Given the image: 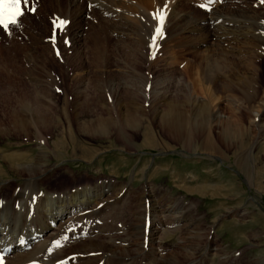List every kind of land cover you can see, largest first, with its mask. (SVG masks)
<instances>
[{"label":"rangeland","instance_id":"374dc122","mask_svg":"<svg viewBox=\"0 0 264 264\" xmlns=\"http://www.w3.org/2000/svg\"><path fill=\"white\" fill-rule=\"evenodd\" d=\"M43 1L47 0H30L24 17H20L22 23L12 26L9 31H0V45L5 43L2 46H6L8 42L15 39V44L19 41V45L23 46L22 50L13 52L15 61L9 64L10 69L14 63L19 67L18 72L22 79L21 89L25 93L22 100L24 103L32 102L34 97L47 100L45 104L55 107V115L61 118L58 120V124L61 123V125L54 124L46 131L41 130L47 137L46 144L48 143L47 147H49L47 151L50 152H46L47 147L42 150V146L34 140L36 133L31 128L30 138L14 131L0 133V189L2 190L0 206L3 203L17 202L20 196L13 194L16 187H23L26 184L28 174L21 173V170L14 166L9 168L2 158L7 155L13 161H17L16 156L25 155V159L31 157L32 160H36L37 153L41 150L45 156L39 161L42 167L41 174H43L38 186L41 188L38 190L39 194L43 191L69 190L67 192H72L75 188L91 187L94 190L101 188L112 190V193L107 194L108 197L111 194L120 196L113 209L107 207L99 212L93 211L88 220L59 230V238L66 240L65 243L74 242L76 238L75 240L82 244L80 239H84L92 230V233L98 236L99 244L103 242L108 244L105 249L102 247L101 250L97 248L94 249L95 252H87L92 257H96L92 264H148L149 261L142 260L141 255L148 252V248L143 246L144 241L141 235L148 201L151 202L150 204H155L158 209L173 210L175 217H184L186 221L192 223L190 230L184 231L185 233L168 226L167 235L154 242L156 249L189 255L190 259L200 263H206L205 255L210 249L216 252L217 259L215 257L214 259L224 258L229 264H264V102L259 100L264 99V0H212L211 4L202 2L204 5H211V11L200 8L199 3L202 0H154L161 3V6L159 10H156L157 7L153 5L152 11L141 9V0H131V3L128 0H120L124 8H118L123 10V16L129 23H133L132 29L138 28V31L133 33L134 36L129 32L121 38L112 29V25L101 24L95 20L97 18L90 9H85L84 12L77 14L81 25H75L77 27L72 26V23L69 25L71 32L77 33L75 37L78 38L80 31L83 36L80 37L81 44L72 47L67 40L72 37L70 31L68 32V38L65 40L66 48L69 49V59L66 61L59 59L58 55L54 59L56 50L50 42L58 38L55 31L57 17L53 14V9L46 8L43 11L45 7L41 5ZM22 9H24L23 6ZM216 9H219V13L222 12L224 16L221 17L225 21L237 20L239 17L235 14L242 12L239 21L244 24H248L247 16L243 15L246 11L247 13L256 11L259 15L257 14L256 25L251 22L252 25H216L215 27L211 25L213 22L210 19ZM158 11L164 12L163 24L166 23V17H170L171 12H174L176 18L185 17V22L197 21V25H194L197 32H184L187 25H183L182 28L176 29L171 37L164 31L172 28V22H168L167 25L162 26L165 29H162V35L157 37L155 45L150 46L155 29L159 26L155 25L159 23L158 18H154ZM102 16H104L103 19H107L106 15ZM142 16L150 22L155 21L153 27L145 25L149 30L137 25V21H140ZM75 21L78 22L76 18ZM217 21V24H220L221 19ZM180 23L182 22L177 20L176 24ZM239 26H247L251 31V34L249 31L241 33L246 38L239 40V45L235 43L237 40L235 36H224L223 40L230 42H219L220 37L216 32L222 31L221 29L233 30ZM200 27H204L203 35H206L207 40L198 42L197 45L190 44L191 36L202 33L199 30ZM149 32L151 35H148ZM136 35L145 40L143 44L136 42ZM250 37H254L255 42ZM248 40L252 41L249 49L244 43ZM149 41L150 44H147ZM219 45L224 48L223 55L230 56L225 61L218 60L221 53H217L215 49ZM205 47H211L215 51L211 54L213 55L211 63L210 61L208 63H210L211 75L215 74L216 77L232 74L233 64H237L236 68L244 74L247 73L248 63L240 67V63L233 58L241 59L240 62L244 63L249 56H253V61L250 62H253V67L256 66V71L250 76V84L252 87L256 86L258 97L252 94V89L245 91L237 86L235 91H226L224 84L226 82L221 79H219L221 85L218 83L215 89L213 88L217 92H212L213 95L204 91L201 85H196L192 90L190 85L192 78H189V73L184 67L185 65L197 67L200 58L194 56V52L197 53L200 48L204 50ZM237 52L241 53L240 57H237ZM153 53H155L154 56ZM25 54L32 55L35 61L27 56L24 57ZM15 55H17L16 58ZM21 56L22 59L24 57L23 61L20 59ZM200 64L198 65L202 67L203 63ZM98 67L100 69H97ZM97 70H99L98 73ZM125 70L130 71L129 75L143 73L140 76L146 75L151 82L158 83L159 80L164 82V84L156 85L157 88L155 86V92L179 102V106H174L175 110L172 109L168 116L176 115L174 118L178 121L185 118L182 120L187 125L184 132L193 130L196 132V128L198 130L199 127V130L202 129L201 124L209 115V111L202 110V105L200 107L195 105V102L193 104L191 100L193 99L211 103L209 110L218 109L217 114H221L224 118L229 117L231 121L238 120L241 126L239 128L244 131L243 136L230 137L222 133L220 125L213 124L209 131H211L212 143L217 148L216 151L202 148V136H195L193 140L190 138V143L186 141L184 143L181 138L177 139L176 136L163 131L160 125L162 122L158 123L159 118L168 110L164 106H158L155 111L156 122L153 121L152 116H141L143 112L137 111L142 122L129 127L123 125L120 133H117V127L103 134L83 132L82 127L88 125V122H94L100 117L106 119V112L102 105L108 103L104 86L109 80V84H118L122 93L120 100L123 103L128 99L127 92H138L136 88L126 89L125 85L130 84H127L129 82L124 73ZM51 77L55 79L56 86L50 88L48 83L51 82ZM11 79V75L0 73V81L9 85L12 82ZM180 79L182 84L189 85V93L183 87L179 89L182 85L178 83ZM81 88L84 89L83 92H79ZM19 89L12 90L5 85L0 87V120L9 121L12 109L23 106L17 103L22 94V90ZM42 89L49 91L44 96L36 93L42 92ZM77 92L80 96H77ZM83 96L87 97L88 107L81 106L86 108L81 113L80 107H73V104L77 99L83 100ZM249 96H254L253 102H257L258 98L263 108L248 109ZM187 100H191V103H183ZM65 108L69 115L75 116V120L69 119L70 124L67 120L64 121ZM111 115L114 116V111H111ZM192 119L199 124L194 125ZM177 120L175 122H178ZM67 126H71V134L63 128ZM28 162H32V165L34 163V161L26 163ZM26 163L19 167L32 166ZM11 198L12 200L9 201ZM172 218L173 216H170L167 219ZM139 222H141L140 225ZM80 248L77 244L72 248L75 258L78 255H84L79 252ZM112 249L114 252L111 251ZM87 260L74 264H86Z\"/></svg>","mask_w":264,"mask_h":264},{"label":"bare ground","instance_id":"6f19581e","mask_svg":"<svg viewBox=\"0 0 264 264\" xmlns=\"http://www.w3.org/2000/svg\"><path fill=\"white\" fill-rule=\"evenodd\" d=\"M40 1H42V0H40ZM128 2L131 3V0H128ZM41 5L45 6L43 11L46 10V8L47 9H53L52 12L57 17L56 23L61 19H63L65 22V25L62 29H60L58 26H57L58 29L55 28V31L58 32V33L56 32V35L58 36V38H56L54 41L50 42L51 46L53 45L55 50H56V52L54 53L55 54L54 59L57 58L56 55H58L59 59H61L62 61H64V60L66 61V59H69V56H68L69 55V49L66 48L67 42L65 40L66 38H68V32L69 31H70L71 36H72L71 38L67 39L68 43H70V46L73 47V46L81 44L82 40H80V37H82L83 34L80 33L81 32L80 31L78 33V38L75 37L77 35V33H72L71 29H70L71 26H69V25L71 23H72V26L81 25L80 21H78V15L77 14H80L82 11L84 12L85 9H90L92 11V13L95 15V18H97L95 20H98L101 24H104L105 26L107 24L112 25L113 26L112 29H114L116 31L117 36L119 38H121V36L123 37V36L128 35L129 32L132 33V36H134L133 33H136V31H138V28H136V27H134L132 29L131 25H133V23L132 22L129 23V21L126 19V17L123 16L122 13H124V12H123V10H121L119 8H124L123 7L124 4H123V2L121 3L120 0H47L45 2L43 1V4H41ZM153 5H155V7H157L156 10H159V6H161V3L159 4V3L155 2L154 0H141V2H140V6L142 7L141 9H144V10L147 9L148 11H152ZM203 6H206V5H203ZM126 9H127V6H126ZM144 12L146 15V11H144ZM241 14H242V12L236 13L235 15L237 17L241 18L240 17ZM257 14L258 13L256 11H252L250 13H247V11H246L243 15L247 16L246 18L248 20V24H244L242 21H239V18L237 20L229 19L228 21H225V19H223L221 17V16H224V15H222V12L219 13V9H216L213 12V17L210 20L213 22V24H211V25H215V27H216V25H252L251 22H254V25H256L257 17L259 15V14L258 15ZM102 15H106L107 19H103L104 16H102ZM169 15H170V17L169 16H168L169 18L166 17L167 21L163 25H167L168 22H172V28L167 30V29L162 27V29H165L164 31L167 32V34H169L171 37L173 36V33L175 32V30L179 29V27L182 28L183 25H187V27H185L183 30L184 32H193V33L195 31L197 32V29L195 28L196 26L194 27V25H197V21L194 22V21L190 20L189 22H187V21L185 22L184 21L185 17L181 16L179 18H176V15L174 14V12H171V14H169ZM174 15H175V17H174ZM231 15H233V14H231ZM75 18L80 24H78V22L75 21ZM219 19H221V22H220V24H217V22H218L217 20H219ZM177 20L182 22V23L176 24ZM137 22H138L137 25H139V26L141 25V27H144L145 29H146L145 25H150L151 27H153L154 23H155L154 20L151 22L149 20H147L145 16H142L140 21H137ZM66 23L68 24V26H66L67 25ZM183 23H185V24H183ZM26 24H28V23L26 22ZM155 25H159V23H156ZM77 26H75V27H77ZM200 28L201 29H199V30L202 31V33L200 35L197 34L198 36H191L189 38V40L191 41L190 44L193 43V45H197L198 42H204L205 40H207L206 35H203V32L205 30L204 27H200ZM221 28H222V26H221ZM224 28H225V26H224ZM146 30H149V29H146ZM170 30L172 31V33ZM221 30L222 31L216 32V34L219 35L218 37H220L219 42H221V43L230 42L229 40L226 41V39L224 41L223 40L225 38L224 36H228V37L229 36H235L234 38L237 40L236 41L234 40V41L238 45L240 43L239 40H241V39L243 40L244 38H246V36L241 34V33L244 31H249L247 26H239L238 28L236 27L233 30H228V29H226V30L221 29ZM0 31H1V29H0ZM200 31H199V33H200ZM249 33L251 34V31H249ZM149 34H150V32L148 33V35ZM147 38H148V36H147ZM147 38H146V40H147ZM174 38L175 37H173V39ZM185 38H187V37H185ZM250 38H252V37H250ZM221 39H222V41H220ZM252 39H253V41L255 40L254 37ZM8 40H10V39H8ZM135 40L138 44H143L145 41L144 39H141L139 35H136ZM13 41H15L14 44H10L11 42L13 43ZM13 41H11V42L7 41L9 44L7 43L6 46H2L5 43H2V45H0V73H5L6 75H11V77H12V79L10 80L12 82L9 85L6 84V82H3L1 80L0 81V87L5 85V86H8V88H10V89L15 90L18 88L21 89V83H22L21 74L18 72L19 67L16 63L11 65V69L9 67V64L11 62L15 61L13 59L14 57L12 55L13 52H16L17 50H22L23 46L19 45V43H18L19 41L17 42V44H15L16 43L15 39ZM127 42H128V40H127ZM251 42H252L251 40L244 42L245 44L248 45L247 49H249V45L251 44ZM173 43H175V42H173ZM244 43H242V44H244ZM20 44L25 45V43H22V42H20ZM147 44H150V41ZM164 44H162V45H164ZM185 44H186V42H185ZM211 47H205L204 50L202 48H200V50L197 51V53L194 52V56H196L197 58L198 57L200 58L198 64L203 63L202 67H200L198 64L196 65L197 67H194L192 65H185V67H184V69L189 73L188 74L189 78H192L190 80V82H191L190 85H191L192 90L196 87V85H201L204 87L203 88L204 91H206L208 94H211L212 92L217 93L215 90H213V88L215 89V85H218V83L220 82L219 79H221V80H224L226 82V83H224L226 91H235V88L237 86V88L238 87L243 88V89H245V91H249L250 89H252L253 90V91H251L252 94L254 93L255 97H258V95H257L258 91L255 89L256 86L252 87V85L250 84L251 83L250 82L251 81L250 76L254 75V73L256 71L255 70L256 66L253 67V62H250V61H253L252 58H254V57L249 56L248 59L245 62L243 61L244 63H242V61L240 62L241 59L235 58L233 56L234 57L233 59H235L236 61H238V63H240V67H242L246 63H248V65H247L248 68L246 70L247 73L244 74L243 71H241L239 68H236L237 64H233L234 68H233V70H231L232 74H230L228 76L219 75L216 77L215 74H213V76L211 75V70L209 68V65L211 63V59L213 56L211 54L215 52L214 50L211 49ZM76 48H78V47H76ZM157 49H156V51H157ZM215 50L217 53H219V54L221 53L219 56L220 59H218V60L225 61L228 59V57H230L229 55H227V56L223 55L224 54L223 53L224 48H222L220 45L218 47H216ZM25 51H27V50H25ZM156 51L154 50V52H156ZM21 52H23V51H20L19 53H21ZM16 53H14V54H16ZM16 56L17 55H15V58H16ZM19 56H20V54H19ZM23 56L24 57L27 56V58L33 59L32 55H30V54H25ZM80 56H82V55H80ZM240 56H241V53H238L237 57H240ZM24 57H23V59H24ZM176 57H178V56H176ZM18 58H20V57H18ZM34 58H36V57H34ZM20 59H22V56ZM23 59H22V61H23ZM36 60H38V59H36ZM80 60H81V58H80ZM33 61H35V60L33 59ZM209 61H210V63H208ZM29 62H30V60H29ZM17 63H19V62H17ZM23 64L24 63H22V65ZM82 64L83 63H81V65ZM97 69H100V67H98ZM127 71L126 70L124 71V73L127 76V80L129 82V83H127V82L126 83L130 84V85H128V86L125 85L126 89L130 88V90H132V88H136L138 90V92L137 91L135 93L132 91L127 92L128 99L126 101H124V103H123L120 100L122 93L118 87V84H114V85L112 83L109 84V81H110L109 80L106 83V85L104 86V91H105L104 94H106V96H107L108 103H106V104L104 103L102 105V108L106 112L107 117H106V119L100 117V118H98V120H96L94 122L93 121L88 122V125H83V127H82V130L84 129L83 132L88 133V134H89V132L90 133L93 132L96 134H103V133H107L109 129L117 127L118 128V129H116V130H118L117 133H120V129L122 128L123 125L129 127V126L139 125V123L142 122V119L139 117V114L137 111L143 112V113H141V116H143V115H146L148 117L152 116L153 121H155V118H156L155 111L157 110L158 106H164V107H167L168 110L166 113H164L162 115V117L159 118L158 123L162 122V124H160V125L163 128V131L165 130L168 134H171L174 137L176 136L177 139L181 138V140H183L184 143H185V141L188 143L189 141L193 140L195 138V136H197V137L202 136L203 137L202 148L204 150L206 149L208 151L209 150L216 151L215 149H217V148L214 147V144L212 143V139L210 137L211 131H209V128L211 129V126H213V124L220 125L222 133L224 132V133L230 135V137L232 135H234L235 137L237 135L238 138H241L243 136L244 131H242L239 128L240 123H238L239 122L238 120L231 121V119H229V117L224 118V116H222L221 114L220 115L217 114L216 110H218V109L209 110L210 105H212L211 103H207L206 101H196V100H193L191 98L190 99L193 101V104L195 102V105H199L200 107L202 105V110L206 111V112L209 111V115H208V117H205L204 123L201 124V125H203L202 129L199 130V128H200L199 127L198 130L196 128V132H195V130L191 131L192 133L190 131L184 132L185 131L184 129H185V127H187V125L182 120H184L185 118H182V120H180V121H178L176 119L178 122H175L176 120L174 117L176 115H174L173 117L168 116V113H171L172 109H174L173 108L174 106L175 107L179 106L178 105L179 102H176L173 99H168L167 96H165V97L161 96L159 93H157V91L155 92V86L158 85L159 83L164 84V82L162 80H159V79H158L159 80L158 83H155V81L151 82L149 80V77H146V75L142 76V77L140 76V74H143V73L139 74V73L133 72L135 74L129 75L128 73L130 71L129 70H127ZM135 71H136V69H135ZM98 72H99V70H97V73ZM98 75H100V73ZM211 77H213V78H211ZM50 79H51V82H49V83L47 82L48 85L50 86V88H51V86L55 87L56 86L55 79L53 77H51ZM113 80H115V79H113ZM165 81H166V78H165ZM224 81H222V82H224ZM180 82H181V79L178 82L179 85L182 84V82L181 83ZM224 84H222V87H224ZM188 86H189L188 84L183 83L179 87V89H181V87H183L184 89L188 90L189 89ZM4 88H6V87H4ZM156 88H157V86H156ZM217 88H219V87H217ZM221 90H223V89H221ZM48 91L49 90L42 89V92L38 91L36 93H38V94L41 93L42 96H44L45 94L48 93ZM83 91H84V89L81 88L79 92H83ZM79 92H77V96H80ZM189 92L190 91L188 90V93ZM263 92H264V86H263ZM24 94L25 93L22 90L21 97L17 101V103H19L20 105H23V106H19L17 109H12V111L10 112L9 121L4 122V121L0 120V133L6 134V133H9L11 131H14L17 133H22V134L26 135L27 137H29V135H30L29 130L31 128L36 133L34 140H36L38 142V144L42 146V150H43L45 147L48 146V143L46 144L47 137L45 135H43V132H41V130L44 129L46 131L48 129V127H50L51 125L58 124V120L61 118L56 117L55 107H53L50 104H48V105L45 104V102L47 100H44L43 98L38 99V98L34 97L32 102L27 101L26 103H24L22 100V97ZM138 95H140L141 97ZM212 95H213V93H212ZM42 96H40V97H42ZM81 96H82V94H81ZM214 97H212V98H214ZM208 98H209V96H208ZM86 99H87V97L83 96V100L78 101V99H77V101H75V103L73 104L74 106L73 105L72 106L73 107H80V112L82 113L88 107L87 106L88 101ZM253 99H254V96L253 97L249 96L247 98V108L250 110H252L254 108L261 110L263 108L262 107L263 104L258 102V98H257V102H253ZM191 100H187L183 103H186V104H187V102L191 103ZM259 100L261 102H264V99H262V98ZM42 101H44V103ZM98 101L100 102V100H98ZM81 106L82 107L86 106V108H82ZM65 107L67 108V105H65ZM66 108L63 110V117H64V121L67 120L68 124H70L69 122H71V121H69V119L75 120V116L69 115L68 112L66 111ZM111 111H114V116L111 115ZM175 112H177V111H175ZM259 113H260V111H259ZM77 114L78 113H76V115ZM197 122L195 119L193 120L194 125L199 124V122L198 123ZM193 123H192V126H193ZM58 125H61V123H59ZM71 126H67V127H63V128H65V130L71 134V132H72ZM77 126L80 127V125H77ZM148 127H151V126L148 125ZM63 128H61V129H63ZM190 138H192V139L190 140ZM240 141H242V139ZM70 142H72V141H70ZM45 144H46V146H45ZM48 148L49 147H47L45 149L46 152H50V151H47ZM240 150L242 151V149H240ZM241 153H244V152H241ZM44 156H45L44 152L39 150L37 153L36 160H32L31 157H27L28 159H25L26 158L25 155L16 156L15 158L17 159V161H13L12 158L8 157L7 155H5L2 158L3 161H5V163L8 164L9 168L14 166L15 168L20 169L21 173L25 174L27 172L28 174L26 175L27 176L26 184L23 187H16L15 192L13 194V195H19L20 196V198L17 200V202L13 203V204L3 203L0 206V255L2 254L5 247L10 249V253L8 255H6L4 257L0 256V264H25V263H29L32 261L39 262L40 264H74V263H77V262L82 261V260L84 261L85 259L86 260L89 259L85 262L86 264H92L96 257L95 258L92 257L91 254L89 255L87 252H95L94 249L98 248L97 250H99V249L101 250L102 247L105 249V248H107L106 246H108V244H106L105 242L99 244L100 242L98 241V236L95 233H92V230L89 233V235H87L84 239H80L82 241V244H79L77 242V240H75L76 238L75 239L73 238L74 242L65 243L66 240H63V239L61 240L59 238V233H60L59 230L60 229L62 230L65 227L73 226V225L78 224V223H82V221L88 220L89 216L91 215L90 213L93 211L99 212L102 209L104 210L107 207H111L113 209L117 205V201L120 199L119 198L120 196H119V194H111V196L108 197L107 194L110 193L112 190H110V189L106 190L104 188H101L99 190L98 189L94 190V188L92 189L91 187L90 188H87V187L75 188L74 191H72V192H67L69 190H65L62 192L43 191V193L41 192L42 194H39L38 190L41 188H39L38 186L41 182L40 179L43 176V174H41V168L42 167L40 166L39 161L42 160ZM27 161H34V163L32 165V162L31 163L28 162L32 166L19 167V166L24 165ZM28 163H26V165ZM246 174H248V173H246ZM111 188H113V186H111ZM115 189L116 188L114 187V190ZM64 192H66V193H64ZM0 193H2L1 189H0ZM61 193H63V194H61ZM118 193H119V191H118ZM11 200H12V198L9 201H11ZM150 203L148 201L146 203L147 204L146 208L144 206V208L147 209V213H146L145 219L142 222V233H141V235H142V239L144 241L143 246L145 248H148V252H144L141 254L142 260L149 261L148 264H206V263L207 264H229V262L224 258L223 259L219 258L218 260H216L217 259L216 258V252L214 250H210V249H208L207 255H205L207 258L206 263H200L198 261L190 259L189 255H183V254L176 253V252L169 253L168 251H163V250L160 251L158 248L156 249L155 246L153 245L154 242L157 239L160 240L165 235H167L168 229H166V228L168 226L170 228L174 227V228H176V230L185 233L184 231H187L190 228V226H192V223H189V221H186V219L184 217H175L176 215H174L172 213L173 210L169 211L166 208H163V209L159 208L158 209L155 204H150ZM170 216H173V218L171 220H168L167 218H169ZM145 220L149 221V226L146 225ZM138 224L140 225L141 222H139ZM31 227H35V229L29 233L27 231V229H29ZM84 227H85V225H84ZM24 231H26L27 234H22ZM19 234H21V235H19ZM193 237L194 236H192V238ZM107 239L109 240V238H107ZM22 240L25 241L24 245H21ZM113 242H114V239H113ZM191 242H192V240H191ZM75 244H77L78 247H81L79 249V252L80 253L82 252L81 255L84 254L83 256L78 255L77 258H75L73 256L74 255L73 254L74 249L72 250V248L74 247ZM112 245H114V244H112ZM113 249L111 251H113ZM106 251H107V249H106ZM214 257L216 259H214ZM181 258H182V260H181ZM119 259H120V257H119ZM101 260H103V259H101ZM116 263H118V262H116ZM107 264H109V263H107Z\"/></svg>","mask_w":264,"mask_h":264},{"label":"snow or ice","instance_id":"6c2138e0","mask_svg":"<svg viewBox=\"0 0 264 264\" xmlns=\"http://www.w3.org/2000/svg\"><path fill=\"white\" fill-rule=\"evenodd\" d=\"M208 2L211 3L212 0H208ZM29 4L30 0H0V29L9 31L10 26L18 25L19 18L25 14L22 5L24 8H27ZM154 18H158L159 26L155 29V34L152 36L150 46H154L157 37L162 35V26L165 20L163 11H158V13L154 15ZM154 54L155 53H153V56Z\"/></svg>","mask_w":264,"mask_h":264}]
</instances>
